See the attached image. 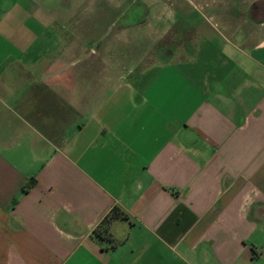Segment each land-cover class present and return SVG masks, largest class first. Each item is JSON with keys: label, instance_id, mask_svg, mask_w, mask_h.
<instances>
[{"label": "crops", "instance_id": "1", "mask_svg": "<svg viewBox=\"0 0 264 264\" xmlns=\"http://www.w3.org/2000/svg\"><path fill=\"white\" fill-rule=\"evenodd\" d=\"M209 3L0 0V264H264V0Z\"/></svg>", "mask_w": 264, "mask_h": 264}, {"label": "rangeland", "instance_id": "2", "mask_svg": "<svg viewBox=\"0 0 264 264\" xmlns=\"http://www.w3.org/2000/svg\"><path fill=\"white\" fill-rule=\"evenodd\" d=\"M184 3L187 0H87L83 3L81 8H77L76 0H39V5L45 9L49 8L56 12H68L75 11L83 15L85 13L89 21L93 20L94 14H102L104 18L102 22L106 25V28L111 25L116 31L119 28L142 26L141 23L144 19L146 26H154L159 23L160 12H173L176 3ZM248 0H210L209 6L211 7H199V10L207 12L208 10H223L226 9H242L244 3ZM205 4L207 2L205 1ZM76 7V8H75ZM76 17V20H79ZM90 17V18H89ZM174 19H167V27L173 25ZM171 36V35H170ZM52 37L55 44L56 53L62 51L64 39L62 36L54 34L47 35L46 33L40 34V44H46L48 38ZM172 37V36H171ZM45 47V46H44Z\"/></svg>", "mask_w": 264, "mask_h": 264}, {"label": "trees", "instance_id": "3", "mask_svg": "<svg viewBox=\"0 0 264 264\" xmlns=\"http://www.w3.org/2000/svg\"><path fill=\"white\" fill-rule=\"evenodd\" d=\"M36 184L35 178H31L23 187L22 192L28 193ZM128 215L120 207L115 206L102 222L101 229L94 232V236L99 240H106L110 232L111 224L118 219H127Z\"/></svg>", "mask_w": 264, "mask_h": 264}]
</instances>
